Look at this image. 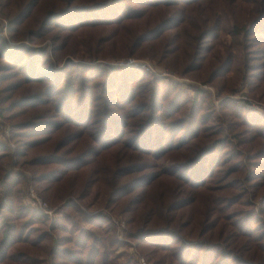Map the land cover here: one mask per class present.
I'll return each mask as SVG.
<instances>
[{
	"label": "trees",
	"instance_id": "1",
	"mask_svg": "<svg viewBox=\"0 0 264 264\" xmlns=\"http://www.w3.org/2000/svg\"><path fill=\"white\" fill-rule=\"evenodd\" d=\"M0 18L20 42L0 38L14 165L45 201L107 225L103 237L63 228L53 264H109L117 240L102 213L79 212L86 199L122 214L147 257L264 264V115L229 97L213 108L201 89L185 97L141 67L98 62L147 56L219 92L239 77L262 95L264 0H0ZM8 148L0 143V264H33L47 234L28 226L46 221L14 202L23 178L5 170Z\"/></svg>",
	"mask_w": 264,
	"mask_h": 264
},
{
	"label": "rangeland",
	"instance_id": "2",
	"mask_svg": "<svg viewBox=\"0 0 264 264\" xmlns=\"http://www.w3.org/2000/svg\"><path fill=\"white\" fill-rule=\"evenodd\" d=\"M7 22L4 18H0V38L2 42L5 44L7 48L16 45L20 42H14L10 39L9 34L7 32ZM220 39L228 43L231 39V36L229 34H224L220 37ZM240 40V39H239ZM26 45H30L32 47L40 46L45 43L49 44L48 40L41 44H28L27 42H23ZM239 53H241L240 48L238 49ZM128 58H132L139 62H144L148 66H150V69H143V71L149 73L153 77H161L166 79L170 82H175L179 85V90L182 95L185 97L192 96L193 89H201L205 92H207V104L211 107H217L218 101L221 98L229 97L232 98V100L238 104L239 106H243L244 108H250L254 113L262 114L264 115V93L262 95L254 94V92H250L248 86L245 84V82L242 80V78H237L234 89L231 92L226 91H217L214 86L211 84H205L203 82H200L197 79H192L190 77L182 76L172 70L170 67L162 64L157 63L155 60L148 58L147 56L142 57H119V58H112V57H105L103 60H98V62L108 63L117 67H123L124 65H119V63L124 62ZM118 64V65H117ZM140 67V66H138ZM232 75V73H228L227 76ZM6 128L8 129V135L4 136L1 132L2 130ZM0 143L7 144L9 149V161H7L4 164V168L7 172L14 174V173H21L23 181L19 185V193L18 195L13 198L14 202L16 204H21L23 206H26L27 208L31 209L32 211L37 212L38 214H41L43 217H45V223L43 221V224L39 221L32 220L28 227L30 229L35 230L34 232H42L43 234H47V238L44 239L41 244L42 248L39 249L35 254L39 256L40 261H37L33 264H53L52 258L50 254L48 253V250L50 249L51 245H53L55 238L61 234H70L62 229L65 228L67 231L72 232V234H75L76 228H88L93 234H95L98 237L105 236V231L107 228V225L101 224L99 226L89 225L86 221H84L80 215H77L76 212L70 209H63L60 205L61 204H50L49 202H46L48 209L50 210L49 214L42 213L38 209H33L29 206L28 200H27V187L31 186L34 188L33 184L30 181V173L26 170H20L18 167L14 165V159H13V150H14V144L9 140V124L3 120L0 116ZM11 144L13 147L9 146ZM35 190V188H34ZM37 193V191L35 190ZM38 194V193H37ZM215 194V193H214ZM39 195V194H38ZM40 196V195H39ZM41 197V196H40ZM42 198V197H41ZM89 199L84 200L83 202H77V207L79 212L82 213H90L95 214L96 212L102 213L106 218L108 219L109 228L112 230L113 238L117 240V243L115 245L107 247V256L109 260V264H139L137 261V256H140L144 259V261L147 264H176V261L171 256H164L160 259L157 258H150L145 256L141 251L140 247L136 245L135 241L128 237L127 232L129 231V227L126 225L125 217L115 211H110L109 209L105 208L104 206L97 205V204H88ZM257 206V203L254 204V207ZM241 210L239 212L245 211L247 209V206L245 205H234L230 208V210ZM229 210V209H228ZM229 210V211H230ZM221 213L224 212V210H220ZM68 215L72 216V221H68ZM25 218V217H24ZM24 218H22L24 220ZM111 219L117 220L118 222H121L123 224L122 229L119 234H116L115 228L113 226V223L111 222ZM48 223H51V227L48 226ZM52 224L61 226V228H55ZM64 232V233H63ZM193 238V237H192ZM193 241V240H191ZM38 259V257H37ZM48 260V262H47ZM41 262V263H40Z\"/></svg>",
	"mask_w": 264,
	"mask_h": 264
},
{
	"label": "built area",
	"instance_id": "3",
	"mask_svg": "<svg viewBox=\"0 0 264 264\" xmlns=\"http://www.w3.org/2000/svg\"><path fill=\"white\" fill-rule=\"evenodd\" d=\"M119 65L120 66L121 65H124V66H140L141 68H144V69H150V66H148L144 62H139V61H136L132 58H128L124 62L119 63ZM1 133L4 136H7L8 135V129L4 128ZM9 146L13 147L11 144H9ZM27 200H28L29 206L32 207L33 209H38L42 213H45V214L50 213V210L48 209L46 202L35 192L34 188H32L31 186L27 187ZM90 213H93V212H90ZM111 222L113 223L116 234H119L121 229H122L123 224L121 222H118L117 220H114V219H111ZM137 257H138L137 261L139 264H147L142 257H140V256H137Z\"/></svg>",
	"mask_w": 264,
	"mask_h": 264
}]
</instances>
